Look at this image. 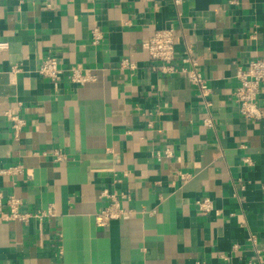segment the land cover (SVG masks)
Wrapping results in <instances>:
<instances>
[{
  "label": "crops",
  "instance_id": "crops-1",
  "mask_svg": "<svg viewBox=\"0 0 264 264\" xmlns=\"http://www.w3.org/2000/svg\"><path fill=\"white\" fill-rule=\"evenodd\" d=\"M162 29L175 72L143 47ZM0 41V189L55 211L0 221V264H264V116L235 100L238 70L264 56V0H0ZM51 55L95 79L54 85L38 72ZM7 111L25 119L19 133ZM106 190L124 213L99 226Z\"/></svg>",
  "mask_w": 264,
  "mask_h": 264
},
{
  "label": "built area",
  "instance_id": "built-area-1",
  "mask_svg": "<svg viewBox=\"0 0 264 264\" xmlns=\"http://www.w3.org/2000/svg\"><path fill=\"white\" fill-rule=\"evenodd\" d=\"M104 37L103 31L99 27H94L92 30V44L99 45ZM144 49L148 52L149 58L157 61L160 65L155 69L162 72H175L172 61L176 56V41L173 29H162L154 33L152 37L143 42ZM8 48V43L0 41V50ZM189 53L191 51L189 50ZM184 61L192 62L196 66V60L188 56ZM123 68L135 69L137 65L129 60L121 61ZM38 72L48 78L54 85H59L60 81L67 74V77L72 83L84 84L95 79L94 74L89 68L82 65H74L65 70L60 67L57 57L47 56L38 68ZM181 73H186L190 82L195 85L200 91L201 96L209 105L206 98L210 93L209 86L202 78L198 69L193 67L187 69L183 67ZM237 78L240 84L235 90V100L239 106L241 115L248 119H261L264 112L258 103V95L260 93L261 84L264 83V56L249 61L247 68H240L237 73ZM6 116L9 118L15 132L19 133L25 126V119L14 111H7ZM171 152L167 151V155ZM56 158L62 160L64 155L60 152L56 153ZM9 169H0L4 173ZM183 179L187 175H181ZM105 196L110 198V203L96 215V223L99 226H107L111 220L119 218L124 213V209L120 206L119 197L116 193H109L107 190L103 192ZM199 207L204 213H209L212 209V202L209 198H204L199 202ZM55 216L54 207L50 205L47 210H38L36 212H26L22 210V201L15 194H6L0 189V221H21L28 222L31 218L45 219L46 217ZM254 241V238H251ZM257 259L261 260V256L257 253ZM198 264H207L204 261H199Z\"/></svg>",
  "mask_w": 264,
  "mask_h": 264
}]
</instances>
